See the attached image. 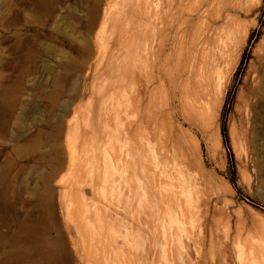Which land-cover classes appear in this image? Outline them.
<instances>
[{
    "label": "bare ground",
    "instance_id": "obj_1",
    "mask_svg": "<svg viewBox=\"0 0 264 264\" xmlns=\"http://www.w3.org/2000/svg\"><path fill=\"white\" fill-rule=\"evenodd\" d=\"M237 2L99 0L85 55L95 80L59 131L56 182L77 257L62 241L56 259L264 264V247L242 242L240 226L235 238L221 229L210 185L200 189L196 136L183 129L208 122L225 94ZM47 211L56 216L54 204Z\"/></svg>",
    "mask_w": 264,
    "mask_h": 264
},
{
    "label": "rangeland",
    "instance_id": "obj_2",
    "mask_svg": "<svg viewBox=\"0 0 264 264\" xmlns=\"http://www.w3.org/2000/svg\"><path fill=\"white\" fill-rule=\"evenodd\" d=\"M98 2L0 0V264H70L55 257L62 241L77 257L57 187L59 131L95 80L85 55ZM236 4L225 94L208 122L183 129L196 136L200 189L210 185L221 229L235 238L240 226L242 242L264 247V0Z\"/></svg>",
    "mask_w": 264,
    "mask_h": 264
}]
</instances>
